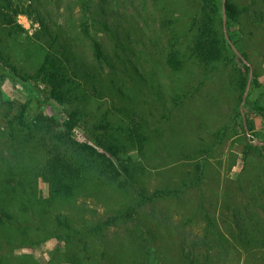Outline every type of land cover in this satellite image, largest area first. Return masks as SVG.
<instances>
[{
	"label": "rangeland",
	"instance_id": "rangeland-1",
	"mask_svg": "<svg viewBox=\"0 0 264 264\" xmlns=\"http://www.w3.org/2000/svg\"><path fill=\"white\" fill-rule=\"evenodd\" d=\"M11 1L28 9L30 14L17 15V21L25 28L21 34L12 33L10 27L0 23L5 56L7 59L11 56L0 60V125L5 124L2 114L6 109L17 113L22 105H27L31 115L42 113L63 120L76 106L48 98L41 81L23 79L35 73L42 57L41 42L32 37L40 30L42 19L52 33L75 39L74 48L91 75L88 81L78 78L89 96L78 102L84 115L75 130L76 138L95 142L119 126L126 129L134 124H146L152 137L147 146L148 160H142L133 151L121 153L120 157L124 162L131 157L138 171L141 166L146 167L142 182L148 192L165 187L180 188L182 182L190 179V173L202 157H172L173 153L190 155L195 146L211 144L215 133L234 120L225 138L207 156L204 179L199 185L189 186L179 196L141 209L139 220L151 227L157 226L154 246L159 253L155 264H186L183 246L201 239L208 227L207 215L216 224L214 231L230 239L227 255L221 247H213L212 254L223 255L215 263L264 264V247L251 248L238 238L242 227L239 206L247 205L253 191L258 193L257 185L264 184V144L255 141L264 142V116L254 112L247 102L243 109L245 117L236 115L242 103L239 63L218 62L206 66L192 56L196 29L191 22L202 0ZM85 1L90 3L88 7ZM234 1L252 5L251 16L242 22L253 69L247 98L264 105V0ZM167 19L173 22L165 27ZM84 21L89 25V34L97 36L102 44L106 55L102 61L94 56L90 36L83 31ZM240 29L235 25L232 33L236 32L239 37ZM173 37L178 38L185 61L178 71L171 69L167 62ZM10 65H15L17 70ZM182 95V102L177 106L175 98ZM249 142L254 146L245 161ZM40 188L44 195L48 194L47 183L41 181ZM135 189L131 187L125 195V191L109 188L102 196H81L78 203L89 209V219H105L132 202ZM261 216L264 218V213ZM134 222L109 227L104 239L97 241V250L104 245L109 250L131 246L128 231L136 228ZM230 232H234L235 239ZM212 237L218 241L215 233ZM66 248L64 242L47 238L37 246L16 249L12 264H48L51 257L53 264H68L64 261Z\"/></svg>",
	"mask_w": 264,
	"mask_h": 264
},
{
	"label": "trees",
	"instance_id": "trees-1",
	"mask_svg": "<svg viewBox=\"0 0 264 264\" xmlns=\"http://www.w3.org/2000/svg\"><path fill=\"white\" fill-rule=\"evenodd\" d=\"M0 2V23L10 27L16 35L25 32L24 26L17 21V15L30 14L28 9L15 6L11 0ZM89 4L85 1L86 7ZM251 7V4L240 5L234 0L225 2L228 34L250 63V53L246 47L248 38H244L246 31L243 33L242 22L245 17L251 16ZM172 22L167 19L165 27ZM39 23L41 28L32 37L41 42L39 47L43 50L42 57L35 73L24 76L23 79L41 81L48 98L59 104L71 103L76 106L63 120L42 113L31 115L27 105H22L17 113L8 109L3 111L5 124L3 127L0 125V264H12L16 249L37 246L42 240L53 237L65 243L67 248L64 261L68 264H155L159 253L154 246L157 239V230L154 228L157 226L151 227L139 220L141 209L156 201L179 196L189 186L199 185L204 179L207 156L222 142L234 120L215 133V140L211 144L195 146L190 155L171 154L172 157L185 156L192 159L202 157L190 173V179L182 182L180 188L165 187L148 192L142 182L147 173L146 167L139 166L138 171V166L131 157L125 162L120 157L121 153L133 151L142 160H148L147 146L152 137L146 124H134L126 129L119 126L114 132L105 138H97L95 142L77 139L75 130L81 125L84 115L83 109L78 108V102L89 96L78 78L88 81L91 75L84 69L74 48L75 39L69 35L52 33L42 19ZM191 23L196 29L192 56L198 62L206 66L218 62L239 63L242 66L237 69L240 70L238 86L241 101L248 83L250 66L232 49L225 36L222 0H202ZM235 25L239 29L241 25L242 35L239 37H236V32L232 33ZM88 26L84 21L83 31L90 36L96 60L102 61L106 56L102 44L97 36L89 34ZM43 42L47 47L43 46ZM178 42V38L173 37L167 57L168 65L175 71L182 69L185 62ZM5 47L4 39L0 38V60L11 58H6ZM10 67L17 70L15 65ZM1 92L0 87V94ZM182 97L184 96H176L177 106L181 104ZM246 102L254 112L264 116L263 104L257 100L251 102L249 98ZM236 115L241 116V110ZM253 146L250 142L247 144L245 161ZM41 181L48 184L47 195L40 188ZM257 186L258 193L253 191L250 202L243 206L241 204L238 212L242 222L238 238L251 248L264 247V218L261 216L264 213V200L261 198H264V184ZM131 187L136 188L134 200L122 205L116 214L105 219H89V209L85 204L78 203L81 196H102L109 188L125 191L126 195ZM207 218L208 227L201 239L183 246L186 264H219L215 261L223 255L219 252L211 253L215 245L221 247L225 255L229 252V237L215 232L216 224L208 215ZM134 220L136 228L128 231L131 246L127 245L123 250H109L104 245L101 250H97V241L104 239L109 227ZM214 233L217 242L212 239ZM230 233L235 239L234 232ZM48 264H53L52 257Z\"/></svg>",
	"mask_w": 264,
	"mask_h": 264
},
{
	"label": "water",
	"instance_id": "water-1",
	"mask_svg": "<svg viewBox=\"0 0 264 264\" xmlns=\"http://www.w3.org/2000/svg\"><path fill=\"white\" fill-rule=\"evenodd\" d=\"M225 2H226V0H222L225 36H226L228 42L230 43L232 49L237 53V55H239L250 66V74H249V78H248V83H247L246 89L244 91L242 103H241V106H240L241 113H242L243 117H245L243 109H244V104L246 102L247 95H248V92H249V89H250V86H251V82H252V78H253V69H252V65L244 58L242 53L239 51V49L236 47V45L233 43V41L231 40V38L227 34V30H226L227 17H226V13H225ZM255 141H257L259 144H264L263 141H259L258 139H255Z\"/></svg>",
	"mask_w": 264,
	"mask_h": 264
}]
</instances>
